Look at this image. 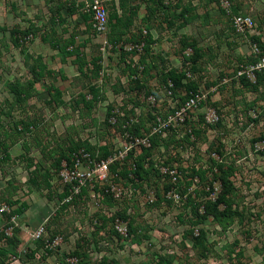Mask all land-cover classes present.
<instances>
[{
    "label": "rangeland",
    "instance_id": "rangeland-1",
    "mask_svg": "<svg viewBox=\"0 0 264 264\" xmlns=\"http://www.w3.org/2000/svg\"><path fill=\"white\" fill-rule=\"evenodd\" d=\"M94 1L0 0V140L18 138L8 159L0 149V264H264V78L258 85L251 78V68L264 64V0H162L156 11L151 0H132L129 10L138 6L137 15L116 35L124 40L142 31L154 38L144 76L141 45L120 51L108 24L104 34L93 33ZM96 1L108 22L118 0ZM185 7L193 9L187 21L168 27L165 14ZM237 15L250 17L253 29L236 32ZM182 35L201 53L193 70ZM71 38L86 58L82 75L74 57L50 47ZM38 56L52 75L34 81L30 68ZM93 62L100 65L95 77ZM164 68L196 83V107L181 110L185 91L160 84ZM239 71L256 89L242 85ZM51 86L63 104L50 101ZM11 87L30 95L22 103L24 94ZM69 140L87 142L91 152L80 147L56 163ZM220 162L234 168L227 215L196 219L195 207L202 214L224 194ZM30 163L48 177L29 180ZM129 225L138 241L128 236ZM199 230L208 249L203 258L193 247Z\"/></svg>",
    "mask_w": 264,
    "mask_h": 264
},
{
    "label": "trees",
    "instance_id": "trees-1",
    "mask_svg": "<svg viewBox=\"0 0 264 264\" xmlns=\"http://www.w3.org/2000/svg\"><path fill=\"white\" fill-rule=\"evenodd\" d=\"M131 1L132 0H118L117 6L115 7V11L112 14V16H110V19L108 21V25L110 27L111 34H114V36L119 31L123 32V35H124L125 32L127 31V29L129 30V27L131 26V24H130L131 23V21H130L131 17L133 16V18H135V16L137 15L138 6H133L132 10L131 11L129 10V8H130L129 5H130ZM151 3L154 4L153 5L154 10L155 9H157V10L161 9L159 7L162 5V0H151ZM168 11H169V9H168ZM192 11H193V9L191 7L190 8L185 7L178 14H175L174 12H167L165 14V15H167L165 19H167V17H168V20H166L168 27H172L174 21H176L179 18H185L186 19V17H185L186 14L188 12L191 13ZM85 18H86V16H85ZM189 20H191V18L188 19V21ZM184 21H187V19ZM123 35L122 34L116 35V38H115V40L112 41V44L115 45V44L119 43L120 45L118 47H119L120 51L125 49L126 45L130 46V47H133L135 45H141L142 55L139 58L138 67L142 66V74L144 76L145 74L143 72L145 69L148 68V66H146V57H147V55L151 54L150 49H151L152 44L154 43L152 36L148 32L143 34L142 31H138V33H136V34L135 33L131 34L130 37L128 36L129 34H127L129 39L126 38V39L122 40ZM255 40L256 39H254V41ZM43 41L46 42L47 39L44 38ZM54 41L50 43V47L54 50H59V51L65 53L66 55H68L70 57H74L73 64H75L78 67V71L82 75L84 73V67L87 65L86 58H85V55L82 54V52L80 51V47L74 46L75 45L74 38L67 40V42H64L62 45L59 44L58 41H55V42ZM108 43L110 44L109 41H108ZM179 43H180L181 48L184 50V52L187 49L192 52L191 56L188 55V56H183V57H185L184 58L185 61H187L188 63L189 62L191 63L192 66L190 68H191V70H193L195 68V65L199 61V58L201 57V53L199 52V48H197V46H196V41L192 37L182 35L180 37ZM261 48L264 50V44H261ZM133 49L134 48H132V50ZM130 53L132 55L133 54L134 55L137 54L138 56L140 55V53L135 52V51H132ZM97 60H99V59H97ZM161 63H163V67L166 66L165 62H161ZM92 68H93L92 69V76L94 75V77H95L97 74H99L100 65L97 64V62H93ZM261 69H263V70H261ZM261 69L260 70H257V69L252 70L253 80L256 81V84L260 83L262 78H264V73H262V72H264V68H261ZM30 72H31V75L33 76L34 81H38L39 79L43 78L46 75H52V72L47 70V67L42 62V59L40 58V56H38L36 58V61L33 62V64L31 65ZM158 73H159L158 74V81L160 82L161 85L167 87V85L170 83L171 86L169 87V89L173 93H175V90H178V89H182L185 91V97L180 98L181 104L186 102L189 99L190 95L192 93H195V91L197 90L196 83L194 81L187 80L185 72H180V71L177 72L176 70H173V69L166 70V68H164L162 71H159ZM244 74L240 75L241 78H239L242 85L246 86V87H250L252 89H256L258 84L257 85L251 84L250 82H252V81H250V79ZM246 78L249 79V81H250L249 83L246 80ZM133 82L136 83L137 87L139 85V87H138L139 92L142 91L143 84L141 83V81H139L137 78H135V80ZM25 89L26 88L11 87V91L13 93H15V95L19 96L22 93L24 94V98H23V100H21L22 103L25 102L27 100V97H29V95H30L29 90H25ZM92 92H93L92 93L93 94L92 99L93 100L97 99L98 89H94V90H92ZM49 95H50V101L52 103H54L56 105L63 104L61 92L57 88H55L54 86L50 87ZM92 101H89V102L87 101L86 103L92 104ZM194 133H196V132H194ZM10 135H12V134H10ZM10 135H7L6 140L8 139V137L11 138ZM17 140H18V138H13L12 142H10V144H7L6 141L3 142L0 140V149H2V151L3 150L5 151L6 159L9 158V154L7 151L9 150L10 146L17 143ZM80 147H83L84 151H86V152H91L90 151L91 147L87 142H83L82 144H80V146H77L76 143L69 140L68 145L65 147V149L63 151H61L62 153H60V156L56 160V163H61V161H65V160L69 161V158H72L74 153L76 151H78V149ZM218 153H219L218 154L219 156H222V154L220 152H218ZM21 157H22V159L23 158L25 159L24 156H21ZM31 165H32L31 163L28 164L27 169H26L27 173L29 175V180H31V181L33 179L37 180L38 179L37 177L47 176V175L44 176L43 174L39 173L38 170L33 169ZM216 168L219 169V172L221 173V177L218 179V181H219L220 186L222 187V191H224V194L219 195L213 203H210L209 206H205L204 212L202 214H199L200 210L195 207L194 208V214L196 215L195 216L196 219L197 218L203 219L207 215L213 216V217H224L225 215H227L225 213L229 210L230 205L225 201V198H226L225 192H229L232 190V185L230 184L228 179H229V174H232L234 168H233V165H231V164L228 165L225 163L223 164V162L216 164ZM135 171H136V174L138 175V177L140 179L145 174L143 164L140 161H137V163L135 165ZM202 174H203L202 172L193 170V175L199 177L200 179H203ZM47 177H45L44 179H46ZM33 183H36V182L33 181ZM172 187H173V185L169 183V186H167L165 188L164 193H169L171 191ZM80 191H81V193L85 192V190L82 188L80 189ZM68 196H69V191L66 190L65 193L60 196V198L66 199ZM161 201H164V202H167L170 204L172 203V199H169V198L168 199L162 198ZM10 204H12V203H10ZM219 205L224 206V210L221 212L218 210ZM23 208H26L25 204H23L21 209L17 210L14 213L18 214V215L21 214L22 213L21 210ZM188 223H189V225H192L195 227V225L200 224V221L196 222L195 220H192V221H189ZM133 232H134V229L132 228L131 225H129L128 236L132 237L133 241H138L137 237L135 236V234H133ZM190 233H192V235H193V230H191ZM203 239H204V233L202 230H199L198 236L193 237V240H194L193 247L195 249H197L198 254H200V256H199L200 258L205 257L206 251L208 250L207 246L203 242Z\"/></svg>",
    "mask_w": 264,
    "mask_h": 264
},
{
    "label": "built area",
    "instance_id": "built-area-1",
    "mask_svg": "<svg viewBox=\"0 0 264 264\" xmlns=\"http://www.w3.org/2000/svg\"><path fill=\"white\" fill-rule=\"evenodd\" d=\"M98 1H94V4L91 6L92 9V20H91V29L93 33L97 36H100L106 32L107 29V14L103 7H99ZM233 24L235 27L236 32H240L241 34H245V32H248L253 29L254 24L250 17L244 16V15H237L233 17ZM145 33V32H144ZM255 49V48H254ZM253 52H256V50H253ZM261 68H264V64H258L255 67H252L251 70L257 69L260 70ZM239 76L242 75V71H239ZM253 78V74L252 77ZM200 96L198 92L192 93L189 97V99L186 101L184 106L181 108L182 111L194 108L198 105L200 101ZM103 168L105 169L106 166L103 165Z\"/></svg>",
    "mask_w": 264,
    "mask_h": 264
},
{
    "label": "crops",
    "instance_id": "crops-1",
    "mask_svg": "<svg viewBox=\"0 0 264 264\" xmlns=\"http://www.w3.org/2000/svg\"><path fill=\"white\" fill-rule=\"evenodd\" d=\"M153 38V37H152ZM153 41H154V43H155V40H154V38H153Z\"/></svg>",
    "mask_w": 264,
    "mask_h": 264
}]
</instances>
